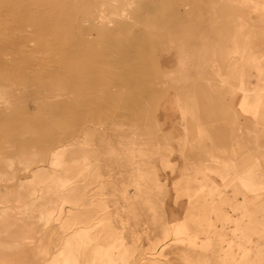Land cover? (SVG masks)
Segmentation results:
<instances>
[{
	"label": "rangeland",
	"instance_id": "rangeland-1",
	"mask_svg": "<svg viewBox=\"0 0 264 264\" xmlns=\"http://www.w3.org/2000/svg\"><path fill=\"white\" fill-rule=\"evenodd\" d=\"M122 3L0 0V264H264V0Z\"/></svg>",
	"mask_w": 264,
	"mask_h": 264
},
{
	"label": "bare ground",
	"instance_id": "bare-ground-1",
	"mask_svg": "<svg viewBox=\"0 0 264 264\" xmlns=\"http://www.w3.org/2000/svg\"><path fill=\"white\" fill-rule=\"evenodd\" d=\"M72 2H75L76 0H71ZM123 1V3H122V6H121V8H119L118 10H117V15L121 18V19H123V18H125L126 17V12H127V10L128 9H130L132 6H133V4H134V2H135V0H122ZM109 2H112V0H105V4H108ZM117 7V6H116ZM105 21H108L107 20V18L105 19ZM105 21H103V18L102 17H100V22L102 23V22H105ZM108 23H110V22H108ZM87 24V23H86ZM169 79V81H171V79L170 78H168ZM103 103V102H102ZM101 104V103H100ZM107 104V103H106ZM105 103H104V105H106ZM103 106V105H102ZM101 108V107H100ZM103 108V107H102ZM99 110V109H98Z\"/></svg>",
	"mask_w": 264,
	"mask_h": 264
}]
</instances>
